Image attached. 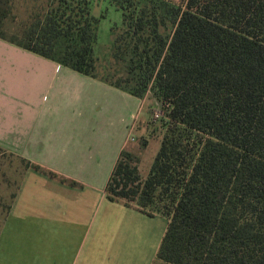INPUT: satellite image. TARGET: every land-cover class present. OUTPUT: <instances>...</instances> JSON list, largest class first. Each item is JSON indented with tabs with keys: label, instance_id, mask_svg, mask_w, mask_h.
Masks as SVG:
<instances>
[{
	"label": "trees",
	"instance_id": "obj_1",
	"mask_svg": "<svg viewBox=\"0 0 264 264\" xmlns=\"http://www.w3.org/2000/svg\"><path fill=\"white\" fill-rule=\"evenodd\" d=\"M108 1L122 24L104 65L91 0H0V39L162 105L147 177L126 148L105 188L168 219L161 264H264V0Z\"/></svg>",
	"mask_w": 264,
	"mask_h": 264
},
{
	"label": "crops",
	"instance_id": "obj_2",
	"mask_svg": "<svg viewBox=\"0 0 264 264\" xmlns=\"http://www.w3.org/2000/svg\"><path fill=\"white\" fill-rule=\"evenodd\" d=\"M147 98L0 39V149L58 175L24 170L0 264H161L162 215L105 192L132 132L149 144Z\"/></svg>",
	"mask_w": 264,
	"mask_h": 264
},
{
	"label": "rangeland",
	"instance_id": "obj_3",
	"mask_svg": "<svg viewBox=\"0 0 264 264\" xmlns=\"http://www.w3.org/2000/svg\"><path fill=\"white\" fill-rule=\"evenodd\" d=\"M91 1L93 13L96 16L105 15L100 21L99 37L95 46V52L97 56H99L101 64L104 65L110 58L109 55L111 54V48L115 37L112 29L115 26L120 27L122 24V11L110 4L108 0ZM147 99L149 101H147ZM147 99L145 101L147 104L142 112L150 123L151 134H147V137L150 138L149 144L146 147H142L144 136L141 137V132L135 129L132 132L135 139L130 141L127 148L141 157L139 167L143 177H147L149 174L155 156L160 148L161 138L165 133L163 124L165 123L166 117V114H163L161 117L156 118L155 111L161 109L162 105L153 99L151 93L148 94ZM23 164L24 163L15 154L0 149V223L12 203L13 195L18 191L25 170ZM157 220L162 224L163 222L168 224V219L164 216L159 217Z\"/></svg>",
	"mask_w": 264,
	"mask_h": 264
},
{
	"label": "built area",
	"instance_id": "obj_4",
	"mask_svg": "<svg viewBox=\"0 0 264 264\" xmlns=\"http://www.w3.org/2000/svg\"><path fill=\"white\" fill-rule=\"evenodd\" d=\"M163 115V110L162 109H158L155 111V117L159 118Z\"/></svg>",
	"mask_w": 264,
	"mask_h": 264
}]
</instances>
